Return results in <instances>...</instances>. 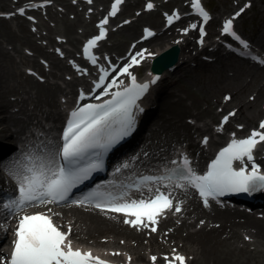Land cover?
<instances>
[{
	"label": "rangeland",
	"instance_id": "1",
	"mask_svg": "<svg viewBox=\"0 0 264 264\" xmlns=\"http://www.w3.org/2000/svg\"><path fill=\"white\" fill-rule=\"evenodd\" d=\"M28 1L31 0H0V13L6 14L14 7ZM45 1L47 5L34 13L35 22H28L16 16L0 17V128L7 126L9 130H7L6 136L13 134V139L9 142L0 141V143H6L5 145L8 146L6 150L12 147L15 140L22 136L23 132L28 131V133H31L30 131H33L34 128H40L43 125L49 126L46 133L51 135L60 118V107L65 103L63 101L72 100L76 90L90 85V79L95 68H91L88 75H81L80 71L76 72L72 69V65L84 66L83 61L78 56L79 44L83 38L96 32L97 20L105 18L108 20V23L105 24L108 30V38L100 47L102 59L111 56L117 58L120 54H124L126 47L141 35V29L144 25L159 27L164 23L166 14L181 10L185 4H189L190 0H127L120 15L116 18L107 17V7L110 0H92L91 3L88 0ZM147 1L156 4L157 10L154 13L159 16L158 21L153 18H150L149 22V18L144 20L146 14L149 13H142L139 16L132 15L136 10L142 12ZM203 1L211 8L214 17L213 24L209 27L210 33L220 31L224 19L235 16L236 18H232L235 20L237 31L252 45L257 43L264 47V0ZM237 13H241V15L238 16ZM123 17L126 18L128 24L120 27L119 24ZM133 22H137L138 25L136 32L133 35H130V33L125 35V42L118 46L119 31ZM186 25V23L180 24L174 33L179 36L178 41L183 40V43H186L187 40H191L194 45L195 35L180 37ZM88 28L90 29L88 30ZM159 44H161V41L156 36L147 43L139 45L138 47L141 48L138 49L141 51L143 59L149 56L150 49H154ZM221 48L222 46L212 49H198L194 50L193 53H181L185 64L180 65L179 69L170 74L158 86L154 95L158 109L154 111L153 122L144 133L145 141L137 150H134L136 155L140 157L138 165L146 167L154 164L158 166L162 160H168L174 155L176 156L180 152V148L192 160L194 158L199 160L204 152L198 148L197 143L203 134L212 137L210 148L214 146L215 140L226 137L227 131L216 133L218 130L216 124L220 116L226 111H229L228 115L232 112L235 113V115L230 116L229 130H235V125H246L244 130L249 132L250 129L258 126L260 120L264 118V65L256 67L239 62L231 56L223 54L220 51ZM60 54L63 56H60ZM103 64L101 60V65ZM26 68L33 69L35 75H27ZM144 68L143 65L137 71L143 74ZM39 77H42L43 80H39ZM187 82H191L192 94H187L180 87ZM244 85H249V88L240 94L238 105H236V102L233 101V92ZM43 87L53 90V98L47 99V96L41 95ZM243 88H247V86ZM207 95L210 102L207 101ZM226 96L230 99L225 100ZM180 102L188 107L190 113H183L178 118L166 111L169 104H179ZM255 102H258V104L254 109L253 117L251 118L248 115L246 121H241L239 119V109L242 104L244 103L247 106V104H254ZM223 105H226V107L220 112ZM197 114H200V116L193 117ZM211 129H214L212 134L210 133ZM152 132L161 136L159 140L164 139L165 141L167 139V143L174 137L180 139L171 142L172 149L162 150L163 148L159 144L155 145L149 142ZM189 141L192 146H189ZM210 148L205 151L208 152ZM7 163L8 161H5V164ZM3 172L5 173L6 170L0 162V177L3 176ZM186 196L189 197L190 203L196 209L203 210L190 195ZM176 203H179L181 207L179 213L175 212L173 208L158 218L160 223L163 219L174 215L176 221L171 220L165 225H159L158 223L156 225L157 232L155 233L133 229L131 230L132 234L140 235L136 239L126 235H114V232L108 233L107 230L100 234L96 231L91 233L90 230L88 231V225L77 221L75 228L78 233L74 231L71 238L83 247L89 246L97 250L121 252L116 257L123 262L130 261L128 257L140 259L138 252H134L138 248L139 252L145 254V258L150 259L151 256H156L157 261L163 259L164 254L173 252V249H175V253L184 254L188 259V264H190V260L197 257L195 246L190 245L181 238L173 240L174 242L163 240L169 226H172V230H174L178 226L180 228L183 224H189L186 230H191L199 225L198 221L193 222L194 214L190 212L191 209L184 208L181 199H178ZM202 217L204 216H201L199 220ZM251 218L257 220V218ZM69 223L72 226L70 221H66L64 226ZM217 223L216 220L209 221V225ZM234 224L242 225V219L236 218L232 225ZM242 226V228L234 227V229L229 227L228 235L232 236L233 243L232 246L229 244L230 249L231 247H242L246 253L252 254L250 251L253 250L255 254L263 255L264 243L255 249L254 244L257 243L259 237L254 235L253 228L249 225ZM95 234L97 239L98 237L101 238V242L91 239ZM155 237L158 239L157 241H150ZM137 238H145V240L140 245L139 242L137 243ZM114 240L116 241L114 242ZM262 241H264L263 238ZM245 244H248V248L245 247ZM157 249H159L158 253H156ZM239 257L243 258L240 255ZM258 260L259 263L264 264L263 257H258ZM151 263L153 264L152 261Z\"/></svg>",
	"mask_w": 264,
	"mask_h": 264
},
{
	"label": "snow or ice",
	"instance_id": "2",
	"mask_svg": "<svg viewBox=\"0 0 264 264\" xmlns=\"http://www.w3.org/2000/svg\"><path fill=\"white\" fill-rule=\"evenodd\" d=\"M88 2L91 3L92 0ZM121 2L122 0H115L111 6L110 16L116 15ZM152 7L151 3L147 4L148 9ZM192 7L204 21L209 19L207 12L200 7L199 0H192ZM19 12L23 15L24 9L21 8ZM29 19L32 18L29 17ZM172 21L173 17L169 16L168 23L171 24ZM107 23V18L101 20L98 25L99 35L89 39L84 46L85 56L93 64L96 63V57L91 55L90 50L105 37L104 25ZM223 31L235 35L232 33L231 20L225 21ZM145 33L152 35L147 30ZM200 34L204 35L202 26ZM137 55H142V53ZM135 63L138 61L133 57L132 64ZM129 67H131L130 64L119 70L131 77L132 83L129 87L112 93V99L102 104H85L72 111L63 131L62 146L54 153H50L46 161L39 157L36 160L31 156L26 157L30 164L23 168L22 173H11L18 181L19 195L0 205V209L11 215L34 203L50 204L65 201L77 184L88 179L93 171L102 166L103 152L112 148L133 131L135 120L132 107L149 87L147 83L137 84L136 78L128 72ZM104 78L105 75L102 74L100 82H103ZM151 82L156 81L153 79ZM99 86L100 84H97V87ZM106 92L107 88H105ZM229 99L230 97H225V100ZM231 115L235 113H229V116ZM227 120L228 116H225L224 122ZM259 129L264 130V121L260 122ZM262 142H264V131L253 130L244 139H233L218 153L203 175H197L185 158L182 165L169 170L167 175L144 176L142 183L175 181L178 188H183L187 184L195 188L204 198L205 206H207L209 197L216 198L225 193L251 194L264 191V173H261L259 166L254 162L253 155ZM245 158L250 162V170L243 166L239 168L233 166L234 161L243 164ZM86 160L88 162L84 163ZM127 167L128 164H123L116 169V172ZM137 190H139V185H137ZM156 191L157 194L148 200H129L127 191L114 195L111 192L104 193L97 189L85 196L83 200L73 201V203L79 205L88 202L101 210L122 213L126 217L123 221L125 224L138 230L150 229L152 233H155L157 232L156 225L159 223L158 218L166 210L170 211L174 208L177 213L181 211L179 203L174 204L172 199L161 193L158 188ZM70 232L71 229L68 233L61 231L53 224L52 219L43 213L24 215L18 219L16 224L10 257L0 256V264H108L99 257L93 256L89 251L73 248L72 241L68 239ZM173 253L171 258L164 257L166 264H186L185 256L176 254L175 249ZM114 255L120 254L114 253ZM128 259L131 260V257ZM150 259L153 264L157 261L156 256H151Z\"/></svg>",
	"mask_w": 264,
	"mask_h": 264
},
{
	"label": "bare ground",
	"instance_id": "3",
	"mask_svg": "<svg viewBox=\"0 0 264 264\" xmlns=\"http://www.w3.org/2000/svg\"><path fill=\"white\" fill-rule=\"evenodd\" d=\"M148 2L147 1L144 6L146 7ZM127 6V5H126ZM125 6V9H126ZM178 13V12H177ZM117 16H115L114 18H116ZM149 18V19H148ZM150 18H153L154 20L158 21L159 16L157 15V13L154 12H150L149 14H146L144 20L148 19V22L150 21ZM179 23L175 24L176 26ZM138 25L137 22H133L131 23L129 26H125L124 28H122L119 31L120 37H119V42H118V46L122 45L123 42H125V35H133L136 32ZM90 28H88L89 30ZM171 29V28H170ZM71 31V30H70ZM123 34V37H122ZM189 35H192L193 32L189 31L188 33ZM218 36H222L220 33H218ZM178 38L179 36H177V33L174 32H170V33H166L165 35H158L157 39L159 41H161V44H159L158 46H156L154 49H150V55L148 58L147 63H149L152 59V57L158 55L161 51H163L164 49H166L168 46L177 43L178 44ZM152 39V38H151ZM191 44V41L189 42ZM187 44V45H180V49L181 50H186L188 52H191V45ZM196 45V44H195ZM131 47L128 46L127 50H129ZM117 49H121V48H117ZM137 49V47H135L133 50L135 53V50ZM220 51L224 54H227L226 49L224 48V46L220 49ZM181 55V52H180ZM117 59H115L114 61H116ZM111 62V61H110ZM180 64H181V56H179V61L176 65V67L173 70H167L164 71V77L166 78L168 76L169 73L174 72L175 70L180 68ZM167 74V75H166ZM244 86H247V88H243ZM244 86H240L237 91L233 92L234 98L233 101H235L236 105H238V100L240 98V94L244 93L248 88L249 85H244ZM187 94L191 93L192 94V87H191V82H187L183 85L180 86ZM238 87V86H237ZM156 89V88H155ZM46 94V95H45ZM41 95L47 96V99H51L54 96V92L51 88H42L41 90ZM209 95V94H208ZM207 95V101H209V96ZM147 98V97H146ZM214 99V98H213ZM212 99V100H213ZM215 101V100H214ZM258 102L253 103H249L247 104V106H245V104L243 103L241 108L239 109V119L241 121H246V119H248V115L251 116V118L253 117L255 111L254 109L256 108ZM166 111L171 113L172 115H174L175 117H181L183 113H190L188 110V107H185V105L183 103H179V104H169L166 107ZM215 114V112H214ZM199 117L200 114L197 115H193ZM224 116V115H223ZM221 116L220 119L223 117ZM192 117V118H193ZM253 120V119H251ZM45 126V125H43ZM43 126L41 127V130L43 128ZM35 127V126H34ZM47 127V126H46ZM35 129V128H34ZM7 130H9V128L7 126H2L0 128V141H5V142H9L11 139H13V134L6 136L7 135ZM31 132V131H30ZM150 133V132H148ZM29 138L31 139H35L34 141L36 142V136L34 132L29 133ZM160 135L156 134V133H151V136L149 138V142L151 144H155V145H160L162 146V150H170L172 149L171 146V142H173L174 140H179L180 138L178 137H174L171 139V141H169L167 143V139H161ZM161 142V143H159ZM189 146H192V143L189 141ZM29 147H34V146H29ZM0 151H3V147L0 145ZM199 148V147H198ZM260 149L264 150V143L260 145ZM20 152H23V154L21 153V155H24L25 150L24 149H20ZM200 155L202 154L201 152L199 153ZM32 156H36L37 152L36 151H32L31 153ZM30 154L29 152L26 153L24 155V157H29ZM36 160V159H35ZM16 162H12L11 165V171H14V166H15ZM133 169V166L130 164V170ZM194 193V192H193ZM75 206H71L70 208H74ZM194 209H191L190 212L193 213L195 215V218L193 220V222H197L199 220V218L201 217V213L197 212ZM72 211L74 212L75 215H71V219L73 217L74 219V224L76 223V221H80L83 222L84 224L88 225V231L90 230L91 233H93L92 231H96L97 233H101L103 231H108V233L114 232V235H126L127 237L130 236L132 239L136 237H140L139 235H135L132 234V229L129 226H127V224H125L122 220H114V219H108L103 217L100 212H84L79 210L78 208L72 209ZM122 217V216H121ZM239 218L242 219V225L244 226H250L253 228L254 231V235L259 237V240H257V243H255V249L259 248L262 243H264V241H262V238L264 239V221H259V220H254L252 219L250 216L244 214V213H230V212H219L217 213V215L212 217H208L206 222L204 223V225H201L199 227H195L194 229L191 230H186L187 226L189 224H183L180 228L179 226L176 227L172 232H168L167 233V241L169 240V242H174L173 240H177L178 238H181L183 241L188 242L190 245H193L196 247L197 249V257H193L190 260V264H262L259 263L258 257H263L264 258V254L263 255H259V254H255V251H250L251 253H246L245 250H243L242 247L239 248H235V247H231L230 249V245H233L232 243V236L228 235L229 231V227H231V229L234 227H239L242 228L243 226L240 225L238 226V224H234L232 225L233 222H235V219ZM214 219V220H212ZM217 221L219 223V225H214V224H210L209 225V221ZM192 222V223H193ZM70 223L65 226V229H67V227H69ZM179 228V229H178ZM251 229V228H249ZM227 232V233H226ZM96 234L93 235V238H91L92 240H98V242H101V238L98 237ZM154 237V236H152ZM164 238V236H163ZM153 240H150L152 242L157 241L158 239L152 238ZM145 238H137V243L139 242V244L141 245L142 241H144ZM116 240H114L115 242ZM97 242V241H96ZM146 244H156V243H146ZM245 247L248 248V244H245ZM141 248V247H140ZM158 250H156V253H158ZM249 251V250H247ZM134 252H138V257L140 259H142L145 254L139 252V248L135 249ZM242 256L243 258H240L239 255ZM249 255H251L249 257ZM257 255V256H256ZM239 257V258H238ZM195 260V261H194ZM245 260V261H244Z\"/></svg>",
	"mask_w": 264,
	"mask_h": 264
},
{
	"label": "water",
	"instance_id": "4",
	"mask_svg": "<svg viewBox=\"0 0 264 264\" xmlns=\"http://www.w3.org/2000/svg\"><path fill=\"white\" fill-rule=\"evenodd\" d=\"M178 53H179V48L177 45H174L170 49L161 53L154 60L155 65L153 66V70L155 72H161L175 65L178 59Z\"/></svg>",
	"mask_w": 264,
	"mask_h": 264
}]
</instances>
